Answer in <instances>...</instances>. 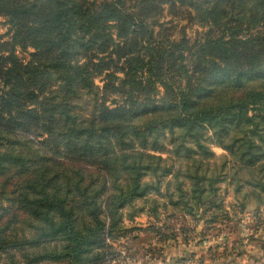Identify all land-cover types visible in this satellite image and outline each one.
I'll list each match as a JSON object with an SVG mask.
<instances>
[{"label": "trees", "instance_id": "1", "mask_svg": "<svg viewBox=\"0 0 264 264\" xmlns=\"http://www.w3.org/2000/svg\"><path fill=\"white\" fill-rule=\"evenodd\" d=\"M165 9L201 32L164 35ZM0 18V264H110L140 200L129 219L220 209L227 177L264 195V0H0Z\"/></svg>", "mask_w": 264, "mask_h": 264}, {"label": "rangeland", "instance_id": "2", "mask_svg": "<svg viewBox=\"0 0 264 264\" xmlns=\"http://www.w3.org/2000/svg\"><path fill=\"white\" fill-rule=\"evenodd\" d=\"M166 9L159 20L165 28L162 29L164 35L178 40L185 34L192 41L201 32L197 23L188 21L184 9L177 10L176 14ZM6 30L4 20L0 18V38L5 39ZM97 84L101 83L97 80ZM205 135L211 137L210 132ZM207 146L216 157V164H210L211 171L232 176L237 165L225 164L221 169L219 157L225 152L215 144L207 143ZM238 176L242 180L247 178L243 172ZM230 180L227 177L217 184L218 199L214 201L217 205L222 204L220 209L207 211V206L189 214L179 209L164 211L159 208L158 219L149 217L146 212L129 219L144 202H136L135 209L126 208L122 214L127 231L110 242L118 251L110 264H264V195L255 194L246 186L238 193L237 182ZM152 198L158 203L163 201L154 194L149 200ZM160 228L165 234L174 232L176 236L163 240L159 236ZM151 231L158 232L157 236Z\"/></svg>", "mask_w": 264, "mask_h": 264}]
</instances>
